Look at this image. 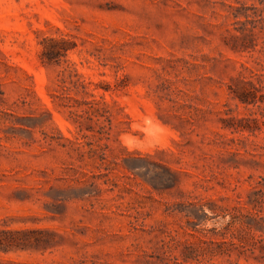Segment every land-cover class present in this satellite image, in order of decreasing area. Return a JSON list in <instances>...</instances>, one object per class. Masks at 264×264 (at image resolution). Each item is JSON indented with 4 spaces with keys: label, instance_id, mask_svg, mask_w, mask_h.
Masks as SVG:
<instances>
[{
    "label": "rangeland",
    "instance_id": "374dc122",
    "mask_svg": "<svg viewBox=\"0 0 264 264\" xmlns=\"http://www.w3.org/2000/svg\"><path fill=\"white\" fill-rule=\"evenodd\" d=\"M10 262L264 264V0H0Z\"/></svg>",
    "mask_w": 264,
    "mask_h": 264
},
{
    "label": "trees",
    "instance_id": "16d2710c",
    "mask_svg": "<svg viewBox=\"0 0 264 264\" xmlns=\"http://www.w3.org/2000/svg\"><path fill=\"white\" fill-rule=\"evenodd\" d=\"M46 42H48V44L50 45L52 44V47H48L47 45H44V50L42 52V58L44 62L51 63L54 55H56V53L58 54V49H56L55 46L59 45L60 42L62 41L50 38L48 39V41L46 40ZM55 97H58V96H55ZM10 264H19V263L10 262Z\"/></svg>",
    "mask_w": 264,
    "mask_h": 264
}]
</instances>
